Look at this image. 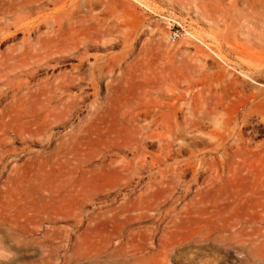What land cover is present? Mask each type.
<instances>
[{
	"label": "rangeland",
	"instance_id": "rangeland-1",
	"mask_svg": "<svg viewBox=\"0 0 264 264\" xmlns=\"http://www.w3.org/2000/svg\"><path fill=\"white\" fill-rule=\"evenodd\" d=\"M0 264H264V0H0Z\"/></svg>",
	"mask_w": 264,
	"mask_h": 264
}]
</instances>
